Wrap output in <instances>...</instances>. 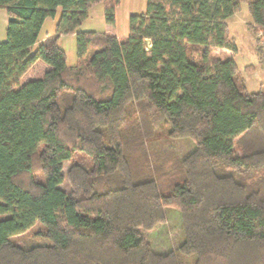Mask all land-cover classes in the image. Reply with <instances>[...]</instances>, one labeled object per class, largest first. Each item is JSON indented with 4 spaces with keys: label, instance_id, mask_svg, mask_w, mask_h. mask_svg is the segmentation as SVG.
Wrapping results in <instances>:
<instances>
[{
    "label": "trees",
    "instance_id": "obj_1",
    "mask_svg": "<svg viewBox=\"0 0 264 264\" xmlns=\"http://www.w3.org/2000/svg\"><path fill=\"white\" fill-rule=\"evenodd\" d=\"M119 1L0 0V264H264V82L248 91L214 51H236L226 19L242 1L264 30V0H146L125 36L77 29L98 2L113 23ZM166 208L180 236L156 248Z\"/></svg>",
    "mask_w": 264,
    "mask_h": 264
},
{
    "label": "rangeland",
    "instance_id": "obj_2",
    "mask_svg": "<svg viewBox=\"0 0 264 264\" xmlns=\"http://www.w3.org/2000/svg\"><path fill=\"white\" fill-rule=\"evenodd\" d=\"M146 0H120L119 4L115 7V19L113 23H108L104 19L103 15V4L102 2L95 3L88 10V16L81 22L78 28L90 29L95 31H114L118 35H127L128 34V17L132 13H140L145 9ZM59 10V8L57 9ZM57 18H47L45 24L41 27L39 35L43 36L46 32L52 33L54 30V24ZM229 29L230 36L235 41L236 51H230L226 49L234 58L237 63L238 68L246 82V88L248 91H256L259 89L260 83L264 82V30L253 31L248 27L250 22L249 15L246 9V3L244 1L240 4V9L234 13L232 16L226 19ZM120 37V36H119ZM58 44L65 51L66 63L71 65L76 62L75 54V37L74 35L66 34L65 36L58 39ZM216 53H227L225 49L214 48ZM251 66V70H244L245 66ZM45 64L36 61V63L30 67V69L21 77V80L30 79L36 75H40L43 71ZM157 141H160V146L171 145L173 152H184L188 149L189 142L192 145V142L185 138L179 139H169L168 137L160 135ZM159 145V144H158ZM152 140H148L146 145V152L150 153L157 146ZM181 155V154H180ZM68 166V163H64L63 170ZM60 187L64 190H68L69 186L66 182L60 184ZM168 216L173 219L167 221L164 225H160L154 229L150 234V239L153 245L156 248L160 247L159 235H163V232L167 234V239L170 243H176L179 240V229L177 226H174V218L178 217V213L174 208H166ZM175 216V217H174ZM172 223V225L170 224ZM178 223V221H177ZM163 229H162V227ZM163 231V232H162ZM16 243L22 247H26L36 243L38 239L33 238L29 233L16 237ZM170 240V241H169ZM43 242V239L39 240ZM44 242H47V239H44Z\"/></svg>",
    "mask_w": 264,
    "mask_h": 264
},
{
    "label": "crops",
    "instance_id": "obj_3",
    "mask_svg": "<svg viewBox=\"0 0 264 264\" xmlns=\"http://www.w3.org/2000/svg\"><path fill=\"white\" fill-rule=\"evenodd\" d=\"M141 12H143V11H141ZM115 13H116V9H115ZM58 15H59V10H57V12H56V15L54 16V17H46L45 19H44V21H43V23H42V26L45 24V22L47 21V18H57L58 17ZM103 15H104V12H103ZM130 15V14H129ZM56 22V21H55ZM6 23H7V15H6V12H5V10L4 9H0V40H2V39H4L5 38V27H6ZM41 26V27H42ZM54 26H55V24H54ZM41 29V28H40ZM78 30H90V29H82V28H77ZM54 31V30H53ZM40 32V31H39ZM103 32H106V33H111V34H114V35H116L117 37H121V36H125V35H118L117 33H115L113 30L112 31H103ZM53 33V32H52ZM48 34H51V33H48V32H46L45 33V35H43V36H40L39 34H38V40H37V43L38 42H40L46 35H48ZM66 34H63V35H60L59 36V38H61V37H63V36H65ZM70 35H74V34H70ZM58 38V39H59ZM216 48H221V49H225V51H227L226 50V48H224V47H216ZM227 53H229L228 51H227Z\"/></svg>",
    "mask_w": 264,
    "mask_h": 264
}]
</instances>
